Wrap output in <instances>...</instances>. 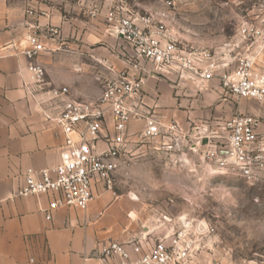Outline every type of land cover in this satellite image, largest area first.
I'll list each match as a JSON object with an SVG mask.
<instances>
[{
  "label": "built area",
  "instance_id": "1",
  "mask_svg": "<svg viewBox=\"0 0 264 264\" xmlns=\"http://www.w3.org/2000/svg\"><path fill=\"white\" fill-rule=\"evenodd\" d=\"M128 1L110 0L106 7L90 10L92 16L102 14L110 34L130 49L128 67L104 80L95 99H76L67 86L51 85L38 56L47 50L48 42L60 38L59 26L28 24L22 52L28 59L30 81L24 86L37 98L44 118L61 128L65 142L54 165L23 171L22 184L13 197L46 196L47 220L61 208L85 210L97 184L112 190L121 166L142 153L146 143L162 139L172 148L185 140L176 122L165 124L154 113V106L146 103L143 90L149 78H174L179 83L188 76L204 83L217 77L223 94L264 101V70L256 67L254 57L245 56L231 66V61L219 60L208 50L183 45L173 38L163 19L140 14ZM27 15L37 18L42 14L30 8ZM133 122H142V127L130 130ZM262 123L257 115L234 114L224 121L222 136L207 137L202 161L217 174H237L250 184L264 181ZM218 137L222 141L216 142ZM191 147L195 148L194 143ZM210 231L207 225L192 229L180 220L160 236L100 242L97 253L101 260L115 258L119 264H187Z\"/></svg>",
  "mask_w": 264,
  "mask_h": 264
},
{
  "label": "crops",
  "instance_id": "2",
  "mask_svg": "<svg viewBox=\"0 0 264 264\" xmlns=\"http://www.w3.org/2000/svg\"><path fill=\"white\" fill-rule=\"evenodd\" d=\"M28 9L24 0H0V264H119L115 258L101 260L97 245L127 242L145 234L160 236L173 222L147 224L134 218L121 195L99 184L93 187L85 210L61 208L52 212L50 220L45 219L46 196L13 197L23 171L54 165L65 142L61 128L44 118L37 98L24 86L30 81L28 59L22 52L28 24L53 23L43 15L28 16ZM104 26V37L116 43L88 46L83 60L76 55L62 60L55 52L63 43L62 35L47 43L38 61L51 85L67 86L76 99H95L104 80L128 67L130 49ZM98 64L102 68L96 72ZM143 91L157 117L165 124L176 122L194 149H206L209 136H222L224 121L238 113L261 117L260 132H264V105L223 94L217 77L204 83L188 76L179 83L174 78L151 77ZM141 127L142 122H133L130 130Z\"/></svg>",
  "mask_w": 264,
  "mask_h": 264
},
{
  "label": "rangeland",
  "instance_id": "3",
  "mask_svg": "<svg viewBox=\"0 0 264 264\" xmlns=\"http://www.w3.org/2000/svg\"><path fill=\"white\" fill-rule=\"evenodd\" d=\"M24 1L59 24L63 43L55 52L62 60L70 55L83 60L88 46L116 43L104 37L102 14H90L110 0ZM128 2L140 14L163 19L177 42L208 50L231 66L251 56L264 70V0ZM95 67L96 72L102 68ZM191 143L182 140L172 148L162 139L146 143L142 153L121 166L113 191L127 202L134 218L147 224L165 219L176 224L180 218L192 229L207 225L211 231L187 264H264V181L250 184L237 174H217L202 161L204 149H192Z\"/></svg>",
  "mask_w": 264,
  "mask_h": 264
},
{
  "label": "bare ground",
  "instance_id": "4",
  "mask_svg": "<svg viewBox=\"0 0 264 264\" xmlns=\"http://www.w3.org/2000/svg\"><path fill=\"white\" fill-rule=\"evenodd\" d=\"M183 223V222H182Z\"/></svg>",
  "mask_w": 264,
  "mask_h": 264
}]
</instances>
